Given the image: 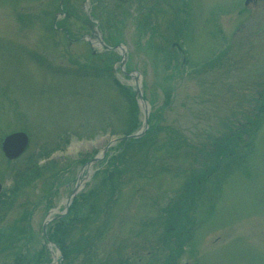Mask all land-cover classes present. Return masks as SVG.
Masks as SVG:
<instances>
[{
    "label": "rangeland",
    "instance_id": "1",
    "mask_svg": "<svg viewBox=\"0 0 264 264\" xmlns=\"http://www.w3.org/2000/svg\"><path fill=\"white\" fill-rule=\"evenodd\" d=\"M243 1L0 0V264H264V0Z\"/></svg>",
    "mask_w": 264,
    "mask_h": 264
},
{
    "label": "water",
    "instance_id": "2",
    "mask_svg": "<svg viewBox=\"0 0 264 264\" xmlns=\"http://www.w3.org/2000/svg\"><path fill=\"white\" fill-rule=\"evenodd\" d=\"M25 137L22 134H14L6 138L3 143V149L7 156H12L17 154L20 150H22L25 144Z\"/></svg>",
    "mask_w": 264,
    "mask_h": 264
},
{
    "label": "bare ground",
    "instance_id": "3",
    "mask_svg": "<svg viewBox=\"0 0 264 264\" xmlns=\"http://www.w3.org/2000/svg\"><path fill=\"white\" fill-rule=\"evenodd\" d=\"M96 43H97V42H96ZM121 50L123 51V49H121ZM123 52H124V51H123ZM132 81H133V83H134V82H138L134 77L132 78ZM81 174L83 175V172H81ZM81 174H80V175H81ZM82 175H81V176H82ZM81 176H79V179H78L79 181L83 178V176H82V178H81ZM77 187H79V184H77ZM51 253H52V260H53L54 262H57V260H56V259H57V258H56V253H54L53 250H51Z\"/></svg>",
    "mask_w": 264,
    "mask_h": 264
}]
</instances>
